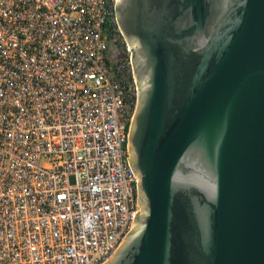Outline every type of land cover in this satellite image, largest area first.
Returning <instances> with one entry per match:
<instances>
[{"label":"water","instance_id":"obj_1","mask_svg":"<svg viewBox=\"0 0 264 264\" xmlns=\"http://www.w3.org/2000/svg\"><path fill=\"white\" fill-rule=\"evenodd\" d=\"M115 17L139 212L106 264H264V0H115Z\"/></svg>","mask_w":264,"mask_h":264},{"label":"built area","instance_id":"obj_2","mask_svg":"<svg viewBox=\"0 0 264 264\" xmlns=\"http://www.w3.org/2000/svg\"><path fill=\"white\" fill-rule=\"evenodd\" d=\"M138 102L115 0H0V264H106L134 228Z\"/></svg>","mask_w":264,"mask_h":264}]
</instances>
